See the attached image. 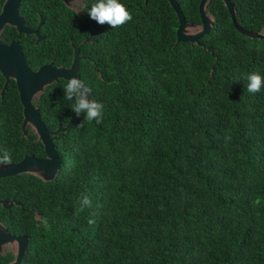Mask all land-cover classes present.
<instances>
[{
	"label": "trees",
	"instance_id": "16d2710c",
	"mask_svg": "<svg viewBox=\"0 0 264 264\" xmlns=\"http://www.w3.org/2000/svg\"><path fill=\"white\" fill-rule=\"evenodd\" d=\"M77 1L80 15L59 0L21 1L27 27L43 21L39 43L11 26L2 34L21 43L34 72L71 67L80 47L81 80L103 105L102 123L84 121L62 79L34 99L47 130L65 131L53 140L52 181L0 179V200L12 204L0 205V221L28 240L21 264H264V88L249 93L241 78L264 76V39L240 34L221 0L206 2L214 24L202 45L178 42L166 0H120L132 20L115 29L87 14L96 0ZM200 1L176 0L190 24H201ZM229 1L240 26L264 31V0ZM20 103L11 80L0 97V154L12 163L45 157L34 130L22 133ZM82 193L92 207L81 212ZM14 258L7 250L0 264Z\"/></svg>",
	"mask_w": 264,
	"mask_h": 264
},
{
	"label": "water",
	"instance_id": "95a60500",
	"mask_svg": "<svg viewBox=\"0 0 264 264\" xmlns=\"http://www.w3.org/2000/svg\"><path fill=\"white\" fill-rule=\"evenodd\" d=\"M22 0H5L0 13V73L5 79V85L0 91L2 97L8 83L13 80L19 89L20 100L22 105L23 121L21 129L24 136H26L27 127H31L37 135V139L43 144L45 158L38 159L34 156L24 157L17 163L11 165L0 166V179L11 178L17 175H30L38 180L47 183L52 181L60 170V159L54 148L53 140L57 138L60 132L65 131V128H58L56 131H48L40 114V109L34 106V99L41 95L49 85H52L58 80H66L75 76L81 79L79 74V62L83 58L80 55V47L75 48L74 59L71 67H54V63L43 65L38 71L34 72L29 67L25 59L22 45L19 41H13L10 45H6L2 41V34L7 26L15 27L20 34L27 36L35 35L37 43L45 39L40 35V27L43 23L40 19L39 27L31 29L26 26L25 19L20 14V6ZM67 9H70L77 14H81L75 7L82 6V3L76 0H59ZM148 0H144L146 4ZM170 7H172L179 19L178 42L191 43L192 45L200 44V39L209 33L214 24L212 16L206 13V2L208 0H201L199 3V12L201 16V24H190L187 22L181 8L176 0H166ZM223 1L228 10L231 21L237 31L251 39H264V31L260 33L251 32L244 29L236 20V9L233 2L229 0ZM205 51H211L210 48L205 47ZM0 205L4 209H9L12 204L1 201ZM40 217L35 213V221H40ZM28 249L27 236H12L6 227L0 221V253L12 251L14 260L9 264H21L25 258Z\"/></svg>",
	"mask_w": 264,
	"mask_h": 264
},
{
	"label": "clouds",
	"instance_id": "9594fccd",
	"mask_svg": "<svg viewBox=\"0 0 264 264\" xmlns=\"http://www.w3.org/2000/svg\"><path fill=\"white\" fill-rule=\"evenodd\" d=\"M87 14L99 25L107 24L112 29L122 27L127 22L132 20L131 13L126 6L120 3V0H96L95 3L87 9ZM242 79L246 80V88L249 93L255 94L264 88V76L259 73L244 74ZM63 91L65 93V100L71 101L72 111L79 117L84 115V121H95L97 124L103 122V105L95 100H90L89 95L91 89L86 86L83 80L75 76L67 79L64 84ZM80 125L79 127H81ZM11 153L8 150H2L0 154V166L11 165ZM80 207L78 211H83L85 206L92 207V202L87 194L82 193L78 201ZM94 216L95 213H92ZM88 223L91 225L95 223L93 219H89Z\"/></svg>",
	"mask_w": 264,
	"mask_h": 264
},
{
	"label": "flooded vegetation",
	"instance_id": "af4514ba",
	"mask_svg": "<svg viewBox=\"0 0 264 264\" xmlns=\"http://www.w3.org/2000/svg\"><path fill=\"white\" fill-rule=\"evenodd\" d=\"M76 1H77V0H76ZM79 2H80V1H79ZM75 7L79 10L80 7H82V6L76 5ZM34 36H35V35H34ZM41 36H42V35H41ZM44 37H45V36H44ZM43 40H45V39H43ZM43 40H42V41H43ZM36 41H37V37H36ZM11 43H12V42H11ZM11 43H10V44H11ZM10 44H6V45H10ZM44 158H45V157H44ZM42 159H43V158H42Z\"/></svg>",
	"mask_w": 264,
	"mask_h": 264
}]
</instances>
